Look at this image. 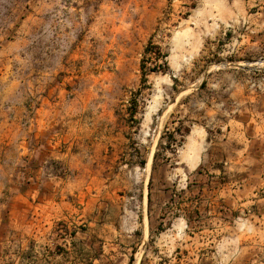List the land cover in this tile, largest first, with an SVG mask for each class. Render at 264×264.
<instances>
[{
	"label": "rangeland",
	"instance_id": "obj_1",
	"mask_svg": "<svg viewBox=\"0 0 264 264\" xmlns=\"http://www.w3.org/2000/svg\"><path fill=\"white\" fill-rule=\"evenodd\" d=\"M262 139L264 0H0V264H264Z\"/></svg>",
	"mask_w": 264,
	"mask_h": 264
},
{
	"label": "crops",
	"instance_id": "obj_2",
	"mask_svg": "<svg viewBox=\"0 0 264 264\" xmlns=\"http://www.w3.org/2000/svg\"><path fill=\"white\" fill-rule=\"evenodd\" d=\"M251 140V137H249ZM255 141V140H254ZM261 147L259 148V152L256 153V157L257 158H253L256 159V162L254 160V164L255 166L258 165L261 168V171L259 172H252L250 174L243 176H240L238 178V176H236L234 173H229L227 174L228 178L225 180L223 177V173L220 174V176H222V180L224 182H222L221 184H219L218 188H216L213 192L212 195V206H213V210L214 213H218L219 216H222V220L220 219L219 222L223 223V224H229L231 225V221H234V217L233 215H231V213L233 214L234 212L238 211H242L244 209H248V208H255L256 209V218L254 223H256V220H258L259 223H264V139H262V143H261ZM217 177V176H216ZM246 181V183H241L243 181ZM233 181H235V183L237 182L238 186H236L235 188L232 187V183ZM253 182V183H251ZM251 183V184H250ZM122 206V200L120 199V197H116V198H112L110 205H106L103 208V212L104 213V218L106 217V222H109V218L110 214H113L112 211L114 209H117L118 214L120 210V207ZM182 207V206H181ZM180 207V208H181ZM182 210V208L180 209ZM240 210V211H239ZM237 212V213H238ZM228 214V215H227ZM225 217H228V219H224ZM78 218H81L80 222L83 221H87L85 214L82 212ZM141 220L142 222L144 221V216H141ZM263 220V221H262ZM143 224V223H142ZM39 225V224H38ZM27 228V224L25 226ZM231 227V226H229ZM232 228V227H231ZM21 229V257L20 260L21 262L24 260L23 257V236H26L27 240H28V234L25 231L23 225L20 226ZM45 225L44 223H40L39 227H38V232H37V240L39 241H43L44 237L41 238V236L44 235L45 233ZM23 230L26 232V234H23ZM40 230V232H39ZM80 231H75L72 235H70V239H71V244L72 248L69 250V252H72V250H76V247L81 245L83 243V239L85 237V235L87 234V232L84 230V232L79 233ZM134 234L141 236V243L142 244L144 242V239L146 237V235L149 234V228L147 229V231L145 230V226L144 224L142 225V229L141 231L138 232L137 228L134 230ZM82 235V236H81ZM54 237V235H53ZM79 237V238H78ZM53 242L55 243L54 238ZM26 240V242H27ZM42 245H45V242H41ZM57 243V241H56ZM27 246V243H26ZM55 251H53L52 256L55 257ZM6 257V256H5Z\"/></svg>",
	"mask_w": 264,
	"mask_h": 264
},
{
	"label": "trees",
	"instance_id": "obj_3",
	"mask_svg": "<svg viewBox=\"0 0 264 264\" xmlns=\"http://www.w3.org/2000/svg\"><path fill=\"white\" fill-rule=\"evenodd\" d=\"M153 71V70H152ZM135 112H136V108H133V110L130 112V115H131V117H133V115L135 114ZM178 131V130H177ZM189 132V130H187L186 131V133H188ZM144 164V161L143 160H141L140 161V165H143ZM133 260H134V256H133V254H131L130 256H129V259H128V263L127 264H133Z\"/></svg>",
	"mask_w": 264,
	"mask_h": 264
},
{
	"label": "bare ground",
	"instance_id": "obj_4",
	"mask_svg": "<svg viewBox=\"0 0 264 264\" xmlns=\"http://www.w3.org/2000/svg\"><path fill=\"white\" fill-rule=\"evenodd\" d=\"M150 161V160H149ZM148 166V165H147Z\"/></svg>",
	"mask_w": 264,
	"mask_h": 264
}]
</instances>
